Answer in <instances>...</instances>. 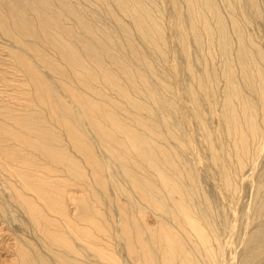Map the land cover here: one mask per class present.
<instances>
[{
  "label": "bare ground",
  "instance_id": "1",
  "mask_svg": "<svg viewBox=\"0 0 264 264\" xmlns=\"http://www.w3.org/2000/svg\"><path fill=\"white\" fill-rule=\"evenodd\" d=\"M11 1H0L1 7L3 3L6 6L11 5L8 11L6 9L3 11L0 9V28L12 39L11 42L24 45L32 53L31 56L34 59L27 57L21 52L20 54L17 51L11 53L15 66L25 73L28 86L30 87L26 92V98L31 103L29 107L24 106L21 108L19 106L20 108L15 109L8 104L0 106V176L4 178L3 182L7 183L9 193H11V196L17 202V207L24 212L26 219H28L27 224L24 223V220L20 219V224L29 228L31 232L35 230L41 237H37L40 239L36 240L32 245H29L27 243L28 240L25 242L21 234L18 235L14 231L9 234L6 230L0 232V252L3 253L8 248L12 251L10 254L13 255V258L9 259L6 264H113L115 261V253L112 251L111 239L117 234L112 226L114 223L117 226L119 225L117 232L124 236L126 249L129 253V260H131L132 264H218L216 262V252L218 250L214 248V245L216 246L219 242L217 241L218 236L216 232L210 230L212 227H207L209 224L204 221L203 216H200L196 220V223L192 224L183 222L180 218L181 220L179 219L177 223L176 231L162 224L159 226L158 222L159 229L156 228L154 231L155 225L149 227L145 224L146 222L144 220L141 225V222L138 221L139 219L137 220L139 217H137L138 215L136 216V213L138 214L139 206L143 203L141 201H144V204L150 203V205L152 204L156 207H158V204L163 205L161 202L154 204L155 202L152 198L154 193L159 191L162 193L164 189L160 185H156L159 182L156 183L155 174L151 171V159H155L156 157V164L166 169L172 166L176 167V172L171 173L172 179L164 177L170 184L171 189L176 193H184L186 189H184L185 187L183 188V184L189 178V173L186 175L187 172L184 173L181 166L180 168L177 166L178 161L175 159L172 162L171 159H167L169 155L161 150L157 145V140L154 141L152 138L153 133L158 134L157 136H160L161 133L155 131V126L151 128V110L148 109L145 102L139 96H131V94H136L140 85H146L145 80H142L136 74L134 75L128 72L127 80L133 85L128 93L126 92L128 87L122 84L119 85L108 77L102 79L101 82L106 86L120 91L122 102L119 101V103L125 105V109H122L127 112L123 115L128 117L127 114H130V116L132 114L133 116L132 120L134 123L128 119L130 124H133L131 126L128 121L125 123L123 121L124 119L120 118L118 112L121 109H117L113 103L106 102V104H101L99 100L100 103L92 101V99L90 101L85 96L86 94L82 92L83 90L80 91L81 89L77 88L79 86L72 87L71 83L75 79L71 82V77H74L67 73L68 70L66 68L67 71L58 67L59 59H54L56 58L53 57L55 54L50 56L48 53L52 49L50 46L51 49L47 51L45 46V50L43 51L36 44L27 45L24 42V36H28L29 34L23 33L21 31L22 28L21 30L18 29V27H21L16 22L19 20L18 16H16L18 12L14 2V5H12ZM41 1L44 3L46 0ZM111 1L109 0V2ZM115 1L121 11L129 16L133 24L132 27L138 31V35L142 36L145 42L148 40L154 48L155 45L156 48H159L163 23H161L160 11L156 13L154 6H152L155 3L152 4L150 0ZM185 1L189 10L191 29L194 37H196L197 45L200 48L206 46L209 49L208 51L213 55V58H215L217 53L223 55V69L221 70L226 81V88L225 92L222 90L224 93V101L221 100L223 102V106L221 107L223 112V127H225V133L229 143L227 150L222 146L225 151L221 152L222 154L224 153L223 158L229 157L228 161L230 162L231 168L227 167L225 161L222 160L220 172H222L221 181L226 192H234L238 182H244L247 179L249 183H252L251 174H244V171L248 167L251 169L256 163L255 161L258 155L264 151V29L262 27L261 29L260 26V29L255 26V28L250 30L240 24L238 27L239 41L238 44L234 45L229 39L226 26L220 20L219 6H217L219 4L218 2L216 3L215 0ZM254 3L253 0H250L251 5L254 6ZM24 4L26 3L24 2ZM37 4L34 3V6ZM57 4L60 5V3ZM67 6L69 7L68 4ZM46 11L53 29H58V33L63 37L69 40L71 39L73 43L76 42L74 40L73 30H69L66 26H63L62 21L59 22L61 19L58 21L57 28L54 25L56 18L54 17V13L50 9H46ZM69 14L71 15L70 12ZM262 14L264 15V12ZM41 15L43 13H40L39 18L43 17ZM35 16L37 15L35 14ZM78 19L81 21L82 16ZM76 21L78 20L76 19ZM34 22L33 20L32 23ZM75 22L71 25L72 27L74 25L76 26ZM14 23L18 30L12 31ZM88 24L92 25V23ZM78 25L80 26L81 24ZM84 25H81L80 28L84 27ZM27 27H29L31 32H36L35 25L34 27L32 25H28ZM93 27L96 30V25H93ZM73 28L75 30V27ZM81 29L79 30L82 31ZM99 31L98 33L100 34ZM101 32H103L101 34L103 35L105 31ZM33 33H30V35L35 36ZM105 34L107 35L108 32H105ZM99 38L101 39V37ZM104 40L108 41L109 39ZM104 40L102 39V42ZM46 44L50 45L51 43ZM75 44L69 51H56V54H58L56 56L59 58L65 56L68 60L67 63L74 70L77 68V72L79 71L80 74L86 75L88 71L85 68L87 69L91 65L89 63L88 67H85L87 66L86 63L85 66L81 64V56L80 61L77 62L75 58ZM103 44L106 45L104 42ZM90 45V49L94 50L96 55L92 54L96 58V62H94L98 64L100 63L101 51L103 50L100 49V44L98 47H95L96 44L94 46L92 44ZM77 47L80 50L81 45L77 43ZM103 54L105 56V53ZM163 54L165 53L163 52ZM37 61L42 67H48L53 73L62 75L61 83L58 81V84L65 86L69 95V102L62 100V98L53 93L55 87L51 90L52 87L48 85L46 79L44 80L43 75L38 71ZM207 62L213 63L210 60H207ZM124 66L127 67L126 64ZM72 68L68 69L73 71ZM98 68L96 69L98 70ZM93 69L95 70V68ZM92 71L91 77L87 74L86 77L82 78L83 80H79L78 82L91 87L95 86L99 81V75ZM98 72L100 73L99 70ZM220 74L222 73L220 72ZM87 76L90 78H87ZM95 87H93V91L96 89ZM96 92L97 90H95ZM148 95L150 97V94ZM154 96L157 97L156 95ZM163 102L160 103L163 104ZM166 102L169 101L166 100ZM170 102L173 103V101ZM170 102L167 105L171 104ZM143 114L145 115L144 117ZM161 120L162 118L157 121L161 122ZM202 122L201 125L203 124ZM85 125L90 129L89 131L95 133L97 138L95 141L97 144L102 145V150L105 149V153L107 151L109 152L110 155L106 153L108 154L107 156L116 160V166L119 165L121 167L120 175H126V177L123 176L125 177L123 180L125 183L123 185L126 188H121L123 185L120 182L117 183V180H114V175L111 173L108 179L104 176V170L106 168L98 158V154L95 152L91 141L87 138L89 131L85 129ZM157 125L159 126V122ZM175 126L177 127V125ZM130 127L140 130L135 131ZM166 128L165 130H168L170 137L178 139L179 133L177 134V129L173 125H169L168 129ZM214 150L213 152H215ZM250 169L247 172H251ZM108 183L112 185L114 190L112 191L115 193L116 199L111 197L107 191ZM95 186L97 189L100 188L102 192L98 193L95 191ZM146 187L149 189V192ZM77 188L81 191L82 198L74 192V190L77 191ZM262 188H264V183L258 186V189ZM108 189L110 190V188ZM121 195L126 196L127 203H124V205L122 203L120 206L118 201H120ZM119 203L121 204V202ZM71 204L75 207L74 212L76 213L71 212L72 209L69 207ZM80 205L84 207L83 211L86 212L85 214H90L89 218L83 217L84 220L86 219L85 221L81 219L84 222L80 221V217L82 218L80 215L82 213L79 208ZM113 205L115 207L118 205L117 210H119V214L115 215V217L118 216L117 218L113 217ZM136 207H138L137 210L134 209ZM1 208L2 203L0 199V210L3 209ZM169 209V216L172 217L173 211L171 206ZM105 211H110V214L108 213L110 218L105 215ZM205 214L208 215V211ZM203 227H207L206 229H208L209 235L207 234L208 232L206 233L207 236L202 232ZM250 232L249 234H245L239 243L241 251L236 264H264V222L254 225ZM7 235H11L10 237L13 239V243L9 244L4 241L9 238ZM36 245H39L45 254L34 253L33 248Z\"/></svg>",
  "mask_w": 264,
  "mask_h": 264
},
{
  "label": "rangeland",
  "instance_id": "2",
  "mask_svg": "<svg viewBox=\"0 0 264 264\" xmlns=\"http://www.w3.org/2000/svg\"><path fill=\"white\" fill-rule=\"evenodd\" d=\"M33 1L35 4H38L34 6ZM52 1H55V4ZM66 1L46 0V3H43L41 0H12L11 4H15L18 12V15L16 16H18L19 20H17L16 22L21 26L18 27V29L21 30L22 28L21 31L23 33L27 35L29 34L28 36H24L22 34L24 36V42L27 45L36 44L38 48H42L41 50L43 51L45 50V46L47 48V51L52 48L48 53L50 54V56H53L55 54V56L53 57L56 58L54 59H59L58 67L63 69L66 68L68 71L66 69L65 71H67L70 76L74 77H71V82L73 79H75L73 83H71L72 87L75 88V86H79L77 88L81 89L80 91L83 90L82 92L86 94L85 96L90 101L92 99V101H100L101 104H106V102L113 103L117 109H121L119 110L120 113L118 112V115H120V118L124 119L123 121L125 123H127L128 119L133 123L134 121L132 120V114L131 116L130 114H127L128 117L124 116V113L127 112L123 111V109H125V105H123V103H119V101L122 102V99L120 98V91L118 89H114L104 85L103 83H101L102 79L108 77L114 80L117 84H122L125 87H128V89H126L127 93L130 90L131 86H133L127 80L128 72L130 74H136L142 80H145L144 82H146V85H140L139 90L136 92V94H131V96H139V98L145 102V105L148 107V109L151 110V128L155 126V131L161 133L160 136H157L158 134L153 133L152 138L154 139V141L157 140V145L160 147V149L165 151L169 155L167 159H171L172 162H174L176 159L178 161L177 166L179 168L181 166L184 173L187 172L186 175L189 173L188 180H186L183 184V188L185 187L184 189L186 190H184L183 194L176 193L173 189H171L170 184L164 178L166 177L167 179H172V174L174 173V171L176 172V167L172 166L171 168L166 169L165 167H161L156 164V157L155 159H151V171L155 174L156 183L159 182L156 185H160V187L164 189L162 193L161 191L154 193L152 198L155 202L154 204H158L161 202L163 205L158 204V207H156L155 205H150V203L144 204V201H141L143 203L140 202L141 205L139 206L138 214L136 213V216L138 215L137 217H139L137 218V220L139 219L138 221L141 222V225L143 223V220L149 227L155 225L154 231L156 228L159 229L160 224L170 227L173 231H176L178 225L177 223L179 222L180 218L183 220V222L192 224L196 223V220L199 219L200 216H203L202 218H204V221L209 224V226L207 227H212L210 228V230L216 232L218 236L217 241L219 242L216 244V246L214 245V248H217L218 250L216 253L219 256L218 257L216 255V262L218 264H236L238 255L241 251V247L239 244L240 241L245 236V234L251 233L250 231L252 230L254 225L264 222V188L258 189V186L264 183V151L258 155L254 166L251 169L250 167H248L244 171V174H251V182L253 184L249 183L247 179H245L244 182L240 181V183H237V188L234 192H226L225 187H223L221 181L222 172H220V170L222 160L225 161L227 167L231 168V165L228 161L229 157L223 158L224 153L222 154V152L227 150L229 143L227 140V135L225 133V127H223L224 122L222 118L223 112L221 107L223 106L222 101H224L223 91L225 92L226 88V81L224 80L223 71L221 70L223 69V55L217 53L215 59L212 57L213 55L208 51L209 49H207L206 46H202V49L197 45L196 37H194L191 29V23L189 21L188 14L189 10L185 0H150L152 4L155 3L154 5L151 4L155 8V12L158 13L160 11L159 14L161 15V23H163V31L162 34L160 33V37L162 38L159 48H156V45L154 48V46L150 42H148V40H146L145 42V40H143L144 38L138 35V31L133 29L132 27L133 24L129 16L121 11L115 0H110L111 2H109V0H68V3ZM215 1L216 3H219L217 4V6H219L220 12L219 17L223 24L226 26L228 36L232 44H238V27L240 24L250 30L255 28V26L258 28L260 26V28L262 27L264 29V15L262 14L264 12V0H253L255 2L254 6L250 4V0ZM24 2L26 4H24ZM114 2L116 3L114 4ZM57 3H60V5ZM3 4L2 7L0 5V9L2 11L5 9L6 11H8L11 5L6 6V4ZM67 4L69 5L71 10L67 6ZM43 5L45 6L43 7ZM41 7L50 9V11L54 9L52 11L54 13V17H56L54 20V25L57 26L58 23L62 21L61 23L63 26H66L69 30H73L74 40L76 42L73 43L71 39L70 40L72 42L69 39L63 37L58 33V29L54 30L49 21V16L46 14V9H43ZM73 7H75V9H73ZM20 9H22L25 13ZM79 11H81L82 13ZM69 12L71 13V15L74 13V15L71 16ZM26 13L27 15H25ZM40 13H43V15H41V17L43 16V19L39 18ZM35 14L37 16H35ZM44 14L46 17H48L46 18ZM81 16L82 19L81 21H79L78 18ZM76 19L79 22L76 21ZM33 20L35 21L34 23H32ZM71 21L72 23H70ZM73 22H75L76 26L79 27L78 28L75 25L73 26L78 33L71 26L73 25ZM82 23L85 24L84 27H81L83 29L80 28L81 25L83 26ZM88 23H92V25ZM78 24L81 25L79 26ZM28 25H32L33 27L35 25L34 28L36 32H31L29 30V27H27ZM93 25H96V30H100V34L95 30V27H93ZM18 29L17 27H15L14 23L12 31ZM79 29H81L82 31H80ZM79 31L82 33H80ZM101 31L108 32L109 35L107 34V36L105 32L103 35H101L103 33ZM30 33L35 34V36H31ZM84 33H86L85 36L87 38L84 36ZM104 35L107 38H102L105 37ZM80 36L83 40L80 38ZM99 37H101V39ZM102 39H109L108 41H103L104 43H106V45L103 44ZM11 41L12 39L3 32L2 28H0V106H5L8 104L9 106L14 107V109L20 107L22 108L24 106L29 107V104L31 102L28 100V98H26V92L28 89H30V87L28 86L25 73L17 68L13 63V57H11V53L17 51L19 54L21 52L24 53V55H26L27 57H31L32 59L34 58L33 56H31L32 53L28 51L24 45ZM85 41H90L93 43H86ZM46 43H51L53 45H47ZM77 43H79L82 47H80V50L77 47ZM88 43L92 44L93 46L94 44H96L95 47H98V45L100 44V49L104 51H101V58H103L102 61L100 58V63L95 64L96 55L94 50L90 49L91 45L89 46ZM74 44V48L76 50L75 58L77 59V62L80 61L81 56V64H83L84 66L87 64V66L85 67H88L89 63L91 65L89 66V68H85V70L88 71L87 74L90 77L92 69L95 68V70H97L96 68L99 67L98 70L100 71V73L98 72V70L95 72V70L93 69L92 71L99 76L100 74L102 76H100L101 78L98 76L99 81L96 83V85L94 84L96 87H91L79 83L78 81L83 80L82 78L86 77L87 74L82 75V73L80 74L79 71L78 73L77 68H75V71L67 63L68 60L65 56H62L60 58L56 56L58 55L56 54V51H69ZM163 46L165 47V49ZM156 49H158L159 52ZM163 52L165 54H163ZM103 53H105V56H103ZM92 54H94L95 56ZM94 58L95 60H93ZM121 58L124 60L122 61ZM207 60L212 61L214 64L211 62H207ZM92 61H95L94 64ZM124 64H126L127 67H125ZM37 67L38 71L43 75L44 80L46 79L48 85L52 87L51 90L54 87L56 88H54V92H52L62 98V100L68 101L69 95L67 90L65 89V86H62L61 84L60 86L58 84V81L60 82V80L62 79V75L56 74L55 72L53 73V71L48 67H42L41 65H39L38 61ZM68 68H72L73 71ZM101 70L103 71L101 72ZM220 72L222 74H220ZM89 76H87V78H90ZM146 86L147 88H145ZM93 87L96 88V93L95 90L93 91ZM99 87L101 88L99 89ZM146 90L147 92L145 93ZM147 93L150 94L151 98ZM94 94H96V97L94 96ZM154 95H156L157 97H155ZM106 99L107 101H105ZM166 100L169 102L173 101L174 104L170 102L171 104H169V107V105H167V103L169 102H166ZM159 101L164 102L162 104ZM144 116L145 115L143 114V117ZM161 118V122L157 121ZM163 119L166 123L163 121ZM201 121H203L202 125ZM158 122L159 126L157 125ZM130 125L132 126L133 124L131 123ZM169 125H173L174 128L177 129V134H180H178V139H173V137H170L168 130H165L166 127V129L169 128ZM175 125H177V127ZM130 128L135 131L140 130L138 128ZM85 129L87 131L90 130L86 125ZM93 135L95 136V133L93 131H89L87 134V138L91 141L95 152L98 154V158L100 159V161H102V164L106 168V170H104V176H106V179H108L110 177L109 174L111 173L112 175H114V180H117V183L120 182L123 185L125 183V181L123 180L125 179L126 175H124L123 173L122 174L125 177L120 175L121 167L119 165L116 166V160L112 159L110 156H107L109 152L107 151L106 153L108 154H106L104 151L105 149L103 148L104 150H102V145L96 143L95 140H97V138ZM222 146L225 148V150L224 148H222ZM213 149H215V152H213ZM213 153H215L214 156ZM116 167H119L120 169H117ZM170 169L171 171L169 172ZM249 169L252 173L247 172L249 171ZM191 178H193V180H191ZM3 180L4 178L0 176V199L3 208H1L2 210H0V214H2L0 215V232H4V230H6L9 234H11L12 231H14L18 235H23L25 242H27L26 240H28L27 243L29 245H32L36 242V240L40 239H38L37 237L41 236L35 230L33 231L35 233L34 234L29 228L25 227L23 224H20V219L24 220V223L26 224L28 222V219H26V215H24V212L21 209L20 211L19 207H17V202L15 201V199H13L11 193H9L7 183L3 182ZM191 186L194 188V190ZM95 187V191H97L98 193L102 192L99 186V189ZM108 188H110V190ZM108 188L107 191L110 193V196L116 199L115 193L113 192V187L109 183ZM121 188H126V186L123 185V187ZM147 191L149 192V189H147ZM69 192H71V190H69ZM74 192L76 194H79L80 198H82V193L78 188L77 191L74 190ZM120 197L121 199L120 201H118V204L120 206L122 205V203L123 205L124 203L126 204V196L121 195ZM119 202H121V204ZM115 205L112 206V213L114 214L113 217L117 218L118 216L115 217V215L119 214V210H117L118 205L116 207ZM170 206L173 211L172 217L169 216ZM69 207H71V212L73 213L75 211V207L73 206V204H71V206ZM79 208L83 214L86 213L83 211V206L80 205ZM103 208H105V206H103ZM134 209L137 210L138 207ZM207 211L209 213L208 215L205 214V212ZM82 213H80V215L82 216V218L80 217V221L81 219L84 220L83 217L89 218L90 214L83 215ZM108 213L110 214V211H105V215L107 217H109ZM112 226L114 227V231H116L117 233L115 237L111 239L112 251H114L115 253V261L113 262V264H132L131 260H129V253L126 249L124 236L121 233L117 232L119 225L117 226V224L114 223L112 224ZM207 227H203L202 229V232L205 233L206 236L207 234H210L208 229H206ZM7 236L9 238L5 239L4 241L9 244L13 243V239L10 237L11 235ZM5 251L3 253L0 252V264H6L9 259L13 258V255L10 254L12 251H10L8 248H6ZM33 252L45 254L44 250L39 245L34 246Z\"/></svg>",
  "mask_w": 264,
  "mask_h": 264
}]
</instances>
